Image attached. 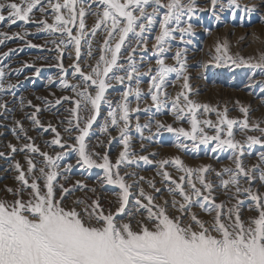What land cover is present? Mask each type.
<instances>
[{
    "label": "snow or ice",
    "instance_id": "6c2138e0",
    "mask_svg": "<svg viewBox=\"0 0 264 264\" xmlns=\"http://www.w3.org/2000/svg\"><path fill=\"white\" fill-rule=\"evenodd\" d=\"M209 3L217 20L218 13L226 9L233 18L241 10L249 15L254 11L242 6L240 0ZM200 10L197 0H0V24L9 29L18 24L25 26L22 33L0 31V45L10 39L25 40L32 35L28 25L37 33H45L50 38L45 45H28L58 54L60 87L72 93L55 101L56 105H71L66 109L70 118L62 121L67 125V140L51 124L43 128L37 118L41 109L28 101V107L35 108L28 118L35 126L55 134L45 147L60 151L54 155L42 151L19 120L15 121L19 133L16 128L12 132L17 141L23 133L26 142L19 147L8 143L7 151L0 150V159L10 164L5 171L15 174L12 186L0 187V264H264V128L260 122L250 121L246 107H240L244 118L237 120L229 118L227 107L220 110L194 101L185 50L177 46L174 55H166L172 50V41L187 42L185 38L193 34L194 17ZM87 17H95L91 27ZM98 35L102 43L96 49L98 55H94L93 41ZM82 41L88 49L86 68ZM150 41L151 56L147 57V70L142 71L145 56L138 61L137 52L147 53ZM48 43L53 47L47 48ZM73 48L75 56L68 55L67 59L72 61L69 67L76 82L69 83L63 61L65 50ZM13 51L0 53V93L10 95H15L12 90L17 85L5 83L8 73L3 60ZM215 51L211 63L216 68L230 72L247 68L250 80L264 76V51L247 58L233 56L226 42L217 43ZM153 57L155 68L150 66ZM168 59L175 63L167 64ZM40 71L36 68L35 74ZM172 74L175 79L169 81ZM145 76L146 92L141 87ZM180 80L181 90L173 97L167 88ZM116 85L121 88L114 101L109 89ZM256 86L264 92V84ZM149 100V107H141ZM102 105L107 106V113L100 131L108 135L107 145L110 147L115 139L110 129L118 130V142L123 145L114 162L108 151L97 152L87 143ZM152 108V117L165 112L177 123L186 121L189 128L155 120L156 132L152 133L150 124L140 123V114L148 115ZM0 110V114L9 111L7 101L0 99ZM213 113L215 121L200 118ZM133 121L142 141L171 133L177 149L199 150L203 146L217 158L226 152L233 166L216 170L211 165L188 166L179 156L159 161L145 155L136 157L130 145ZM237 128L261 135H246L240 141L236 139ZM145 129L150 133L148 137L144 136ZM20 153L23 164L15 159ZM69 153H75V164L65 162ZM253 157L256 163L247 164L246 160ZM137 160L156 167L170 201L163 199L154 179L121 174L122 168ZM76 167L101 170L98 182L118 189L114 192L116 201L107 207L97 197L69 202L76 191H96L80 180L71 187L61 182ZM144 183L161 195L146 192ZM219 195L225 199L219 200ZM130 202L134 210L129 209ZM193 208L209 218H202Z\"/></svg>",
    "mask_w": 264,
    "mask_h": 264
},
{
    "label": "rangeland",
    "instance_id": "374dc122",
    "mask_svg": "<svg viewBox=\"0 0 264 264\" xmlns=\"http://www.w3.org/2000/svg\"><path fill=\"white\" fill-rule=\"evenodd\" d=\"M201 9L194 17V31L189 37H186V43H181L178 39L172 41V50L166 55L171 57L176 51V47L179 46L185 50L187 59L186 74L189 77V83L192 88L191 98L201 104H209L213 107H219L223 110L225 107L228 109L229 118L243 120V114L240 112V107H246L249 110L250 121L260 122L261 127L264 128V92L260 91V88L256 85L264 84V76L256 75L253 79H249L250 70L247 68H239L234 72H230L226 68H216L211 63V58L216 56L215 51L217 43L228 44V52L230 55L236 56L237 54L242 57L257 56L261 51H264V0H240L241 5H247L254 8V11L249 15L242 10L238 16L233 18L228 10L219 12L220 19L217 20L211 11V5L209 0H197ZM241 17L243 19L241 20ZM95 17H87L86 23L91 27L94 23ZM49 19V23H51ZM25 26L22 24L13 25L10 29L3 24H0V31L8 32L10 35L14 32H21ZM28 31L32 35L20 39L6 40L3 45H0V53L8 52L9 49L14 50L11 52L8 58L3 60L4 70L8 75L5 77V83H11L17 85L12 91L15 95L6 93H0V99L7 101L8 112L0 114V150L7 151L5 145L8 143L16 144L18 147L25 143L23 140V133H20L21 140L17 141L16 136L13 135L12 129L16 128L19 133V128L16 127L15 121L19 120L25 132L29 137H32L34 142L41 148L42 151H48L49 154L54 155L55 151H60L58 148L55 151L52 148H46V142H50L54 138V133L51 131H44L49 124L57 129V131L67 140L68 134L64 129L67 126L66 121L69 117V113L66 111L71 105L68 102H64L61 105H56L57 98L72 93L68 90L60 87V77L62 75L61 70L56 67L57 53L48 51L47 49L33 48L28 45V42L37 45H45L46 40L50 39L45 33H37L32 25L26 26ZM75 34V29L73 30ZM178 35V34H177ZM102 43V38L98 35L96 40L93 41L94 55H98L96 52L99 44ZM152 43L148 44V52H137V60L141 55L145 56V64L142 66V71L147 70L148 60L147 57L151 56ZM53 46L48 43L47 48ZM87 46L81 44L82 58L85 60L84 67L86 68L89 62L86 58ZM64 67L67 69V79L69 83H75L76 80L72 76V70L69 65L71 60L67 59L68 55L75 56V50H65ZM95 63L94 60L90 61ZM169 65L175 62L171 59L166 60ZM25 65H31V67H25ZM155 68L154 57L150 65ZM41 69L39 75L35 74V69ZM147 77H143L141 87L144 91H147ZM175 79V74L169 76V81ZM183 81H176L175 86H169L167 88L168 93L171 96H175L177 92L181 90ZM251 85V86H250ZM121 86L116 85L113 89H109L110 98L112 100L118 99ZM21 98L23 99V105H21ZM28 101H31L32 105L38 106L41 111L37 113V118L41 121L42 127H37L33 124L32 120L28 117L35 108L28 107ZM239 102V103H237ZM151 101L142 103L141 107H149ZM135 105H133L134 107ZM2 112V110H0ZM107 113V106L102 105L101 115L97 119L96 123L90 132V137L87 141L89 148L97 152L108 151L110 159L114 162L118 157L120 151L123 150V145L119 141V132L115 129H110L111 136L114 137L111 146L107 145L108 135L102 134L100 131V125L103 124L104 117ZM152 113H155V109L152 108L148 115L144 113L140 114L141 125L150 124L152 133L156 132L155 120H159L165 124H172L174 127L183 126L189 128L186 121L177 123L171 114L165 112L156 114L152 117ZM200 114L198 113V116ZM201 119L210 118L216 120L215 114H210L208 117H200ZM135 121H133V127L130 130L131 134V151L135 153L136 157L140 155L148 156L149 159L159 161L160 159H171L179 156L186 165L191 167H199L201 165H211L216 170H221L225 167H232V163L227 159L228 153L217 154L207 153L203 146L199 150L189 149L188 151H181L177 149L174 144L176 138L173 134L164 132L162 135H152L151 139L140 138V134L134 127ZM75 135V133H73ZM150 135L148 129L144 130V136ZM246 135H261L259 132H241L236 129V139L244 141ZM190 143V142H188ZM98 144H102L103 147H97ZM143 144V147L141 145ZM136 147V148H135ZM155 154V155H152ZM16 160L24 163V156L22 153L17 154ZM70 161L75 164V153H69L65 162ZM246 163L251 165L256 163L255 158H248ZM9 161L6 159H0V187L5 185L12 186L14 184V173L5 171L9 168ZM169 171L174 176L177 173L174 169L169 168ZM124 172L135 173L136 176H144L146 179H154L156 186L162 189L163 199L171 200V197L164 190V185L160 182V176L157 175V169L154 165L145 164L143 161L137 160L132 165L122 168L121 174ZM102 175L99 169H79V167L73 168L72 173L67 180H62V183H66L69 187L80 180L87 185L88 189H95V193L88 190L76 191L70 198L75 200L78 198H93L97 197L101 200L105 207L110 202H115L117 197L114 192L118 189H113L112 186H102L98 182L99 176ZM127 179V177H126ZM128 183H133L132 180H128ZM146 192L151 193L154 196H160L161 193H155L148 187L147 183L142 184ZM134 193L136 189L132 190ZM223 195H219V200H224ZM157 203H163V200H158ZM129 209L132 208V202L129 204ZM194 212L201 214L202 218L208 219L209 217L203 213L199 208H193ZM245 215H248L245 211Z\"/></svg>",
    "mask_w": 264,
    "mask_h": 264
},
{
    "label": "bare ground",
    "instance_id": "6f19581e",
    "mask_svg": "<svg viewBox=\"0 0 264 264\" xmlns=\"http://www.w3.org/2000/svg\"><path fill=\"white\" fill-rule=\"evenodd\" d=\"M136 148V147H135Z\"/></svg>",
    "mask_w": 264,
    "mask_h": 264
}]
</instances>
